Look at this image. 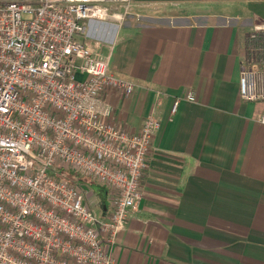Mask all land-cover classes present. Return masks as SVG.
Segmentation results:
<instances>
[{
    "label": "crops",
    "instance_id": "crops-1",
    "mask_svg": "<svg viewBox=\"0 0 264 264\" xmlns=\"http://www.w3.org/2000/svg\"><path fill=\"white\" fill-rule=\"evenodd\" d=\"M133 2L119 25L90 22L87 41L112 45V74L137 85L130 97L106 93L115 121L137 132L153 112L162 126L141 204L106 249L116 264H264V100L240 93L246 37L264 21V0ZM97 181L86 199L108 216L113 189Z\"/></svg>",
    "mask_w": 264,
    "mask_h": 264
},
{
    "label": "built area",
    "instance_id": "built-area-1",
    "mask_svg": "<svg viewBox=\"0 0 264 264\" xmlns=\"http://www.w3.org/2000/svg\"><path fill=\"white\" fill-rule=\"evenodd\" d=\"M133 8V0H0V264H116L106 244L141 204L162 122L150 112L131 132L115 121L106 93L130 97L137 85L109 72L112 45L87 37L90 22L119 25ZM240 93L264 100V21L247 34ZM69 168L113 189L108 216L58 178Z\"/></svg>",
    "mask_w": 264,
    "mask_h": 264
},
{
    "label": "rangeland",
    "instance_id": "rangeland-1",
    "mask_svg": "<svg viewBox=\"0 0 264 264\" xmlns=\"http://www.w3.org/2000/svg\"><path fill=\"white\" fill-rule=\"evenodd\" d=\"M89 39H91V38H89ZM89 41V40H88ZM91 41V40H90ZM91 43V42H90ZM93 44V43H92ZM109 72H113V69H112V67H110L109 68ZM116 75V74H115ZM90 176H87V175H85V174H83V176H81V177H75V178H73V180L74 181H76L75 183L78 185V186H80L83 190H89L90 189V184H92V180L91 179H93V178H89ZM95 185L96 184H100L96 179H94V182H93ZM88 195H93V191L92 190H89V194ZM95 209H96V211L98 212V213H100V206L99 205H97L96 207H95Z\"/></svg>",
    "mask_w": 264,
    "mask_h": 264
},
{
    "label": "trees",
    "instance_id": "trees-1",
    "mask_svg": "<svg viewBox=\"0 0 264 264\" xmlns=\"http://www.w3.org/2000/svg\"><path fill=\"white\" fill-rule=\"evenodd\" d=\"M57 176L58 178L68 179L71 183H75L76 181H74L73 178H75L76 176L81 177L83 176V174L80 173L79 171L69 168V169H65L61 174H58Z\"/></svg>",
    "mask_w": 264,
    "mask_h": 264
}]
</instances>
